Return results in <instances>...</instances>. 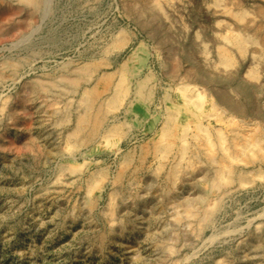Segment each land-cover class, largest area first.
<instances>
[{"label": "rangeland", "instance_id": "374dc122", "mask_svg": "<svg viewBox=\"0 0 264 264\" xmlns=\"http://www.w3.org/2000/svg\"><path fill=\"white\" fill-rule=\"evenodd\" d=\"M44 2L0 0V63L19 65L0 68V264H264V0ZM94 88L104 119L76 143ZM198 95L211 139L239 149L219 184L179 111Z\"/></svg>", "mask_w": 264, "mask_h": 264}, {"label": "bare ground", "instance_id": "6f19581e", "mask_svg": "<svg viewBox=\"0 0 264 264\" xmlns=\"http://www.w3.org/2000/svg\"><path fill=\"white\" fill-rule=\"evenodd\" d=\"M28 5L30 4L32 7H34L36 10H40L43 8L45 2L44 0H23ZM46 1V0H45ZM48 2V1H47ZM24 3V4H25ZM46 8V7H45ZM41 11V10H40ZM3 60V59H2ZM14 59H6L3 60L0 63V68L7 70L9 72V75L12 77H15L19 68V65L16 62H14ZM91 65L84 66L83 68L75 71H66L63 73L61 79L63 82H65L68 86L77 88L81 84L82 80L86 75L90 74L92 71ZM107 78V80H106ZM106 78L100 79L99 82L104 83V87H108V81L109 77L106 76ZM86 79V78H85ZM48 87L50 90H53L56 88V86L60 85V81L58 78H49L47 80ZM31 91H37L38 89L42 88L44 86V82L39 81L37 83H31L29 84ZM147 88L145 85L142 84L139 86L140 93L143 94V90ZM90 96L88 97V101H85V110L80 112L77 116L78 123L76 125V130L74 132L70 133V139L75 141L76 143H79L85 139H90L92 136L96 134L98 131L100 123H102L104 119V111L101 107H96L94 104L95 96L98 94V91L94 88ZM184 106L180 107V110H184L187 113V116L192 121V123L197 128V137L199 138L197 147H196V153L195 155L198 158L202 157V154L204 152H207L206 158L208 161H211L212 165L215 167V174L212 180V184H219L222 181V178L224 177V174L226 172V169L228 170L230 166L232 165V160L234 159L235 152L239 149L235 148L230 145V148L225 147V136L223 134V131L218 130L219 132L216 135V139L212 140L209 136V132L206 129V127L203 126L202 122L200 121V116L203 115V109L202 104L198 103V100L202 99V96L198 95L192 99H188L185 97ZM70 110H67L66 112H56V116L58 119H63L65 121L68 120V117L70 116L69 113ZM174 128L175 123L173 121V118L168 121L167 125L164 127L161 137L159 140L155 143V148L158 147V145L163 140H168L169 143L174 141ZM122 129L120 130V132ZM254 138H257L255 136ZM249 136H241L239 139H231V143L233 144H240L243 142V144H240L239 147L245 146L249 142ZM218 150V153L216 150ZM221 151V153H220ZM233 167V165H232ZM231 172L233 170L231 169ZM232 175H234L232 173ZM186 207V216L194 218L198 220L202 224H207L212 221L213 218V209L209 208H203V209H196L195 207H192L191 205H187ZM113 230V228H111ZM100 242L105 241V234L103 233L99 237ZM163 248H165L164 244H160ZM161 248V247H160ZM169 248V247H168ZM170 249V248H169ZM168 249V250H169ZM172 249V247H171Z\"/></svg>", "mask_w": 264, "mask_h": 264}]
</instances>
